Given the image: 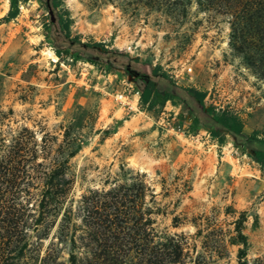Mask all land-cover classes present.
I'll return each instance as SVG.
<instances>
[{
  "label": "rangeland",
  "instance_id": "374dc122",
  "mask_svg": "<svg viewBox=\"0 0 264 264\" xmlns=\"http://www.w3.org/2000/svg\"><path fill=\"white\" fill-rule=\"evenodd\" d=\"M59 2L68 39L45 0L0 24V264H264V0ZM162 74L243 137L137 104Z\"/></svg>",
  "mask_w": 264,
  "mask_h": 264
},
{
  "label": "trees",
  "instance_id": "16d2710c",
  "mask_svg": "<svg viewBox=\"0 0 264 264\" xmlns=\"http://www.w3.org/2000/svg\"><path fill=\"white\" fill-rule=\"evenodd\" d=\"M28 0H10V8L6 15L0 19L1 23H8L15 19L19 14V2H27ZM51 5V9L55 10L59 7V0H45ZM57 27L63 37L69 38L68 31V20L64 13H58L55 21ZM78 44L84 47H91L90 43ZM68 50V47L65 48ZM57 57L60 56V51L55 50ZM161 80L171 87V90L160 91L154 84L144 80L145 87L140 92L139 102L141 105L146 107V110L151 111L155 109H163L167 103H169L173 108L183 107L186 113L189 114L191 123L189 130L193 131L198 128L200 121L199 118L194 114V111L188 107L186 100H191L196 103L201 114H203L211 122L210 136L215 139L218 143H222L227 136L237 140L243 137V123L240 118L234 114L228 108H217L216 106L210 104L206 106L205 99L207 93L204 91H198L194 88L179 87L169 79L165 74L160 76ZM176 89L179 90L176 91ZM246 143L254 145L253 149H245L244 154L251 159L253 162L261 167H264V136H259L257 132H253L250 136L245 139Z\"/></svg>",
  "mask_w": 264,
  "mask_h": 264
},
{
  "label": "water",
  "instance_id": "95a60500",
  "mask_svg": "<svg viewBox=\"0 0 264 264\" xmlns=\"http://www.w3.org/2000/svg\"><path fill=\"white\" fill-rule=\"evenodd\" d=\"M48 15L50 17L51 22H54L55 18H54V15H53V12H52L51 8L48 9Z\"/></svg>",
  "mask_w": 264,
  "mask_h": 264
},
{
  "label": "built area",
  "instance_id": "2783aa9c",
  "mask_svg": "<svg viewBox=\"0 0 264 264\" xmlns=\"http://www.w3.org/2000/svg\"><path fill=\"white\" fill-rule=\"evenodd\" d=\"M137 94V104L139 103V99H140V96H139V92L136 93ZM122 97L120 96L119 99H121ZM129 104V103H128Z\"/></svg>",
  "mask_w": 264,
  "mask_h": 264
},
{
  "label": "bare ground",
  "instance_id": "6f19581e",
  "mask_svg": "<svg viewBox=\"0 0 264 264\" xmlns=\"http://www.w3.org/2000/svg\"><path fill=\"white\" fill-rule=\"evenodd\" d=\"M50 53V52H49ZM54 62L56 61V58L55 57H53V59H52Z\"/></svg>",
  "mask_w": 264,
  "mask_h": 264
}]
</instances>
